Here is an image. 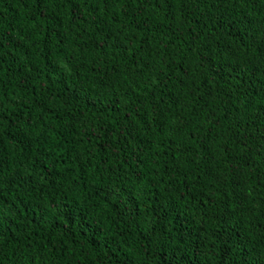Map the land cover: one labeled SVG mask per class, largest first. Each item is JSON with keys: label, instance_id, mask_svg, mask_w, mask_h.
<instances>
[{"label": "trees", "instance_id": "trees-1", "mask_svg": "<svg viewBox=\"0 0 264 264\" xmlns=\"http://www.w3.org/2000/svg\"><path fill=\"white\" fill-rule=\"evenodd\" d=\"M0 264H264V0H0Z\"/></svg>", "mask_w": 264, "mask_h": 264}]
</instances>
